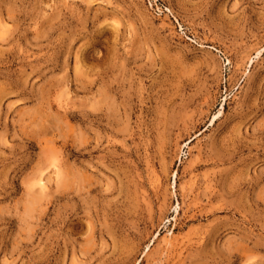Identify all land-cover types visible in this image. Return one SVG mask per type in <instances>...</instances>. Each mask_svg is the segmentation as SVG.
I'll use <instances>...</instances> for the list:
<instances>
[{
    "label": "rangeland",
    "instance_id": "1",
    "mask_svg": "<svg viewBox=\"0 0 264 264\" xmlns=\"http://www.w3.org/2000/svg\"><path fill=\"white\" fill-rule=\"evenodd\" d=\"M0 264H264V0H0Z\"/></svg>",
    "mask_w": 264,
    "mask_h": 264
},
{
    "label": "bare ground",
    "instance_id": "2",
    "mask_svg": "<svg viewBox=\"0 0 264 264\" xmlns=\"http://www.w3.org/2000/svg\"><path fill=\"white\" fill-rule=\"evenodd\" d=\"M48 141H49V140H48ZM48 141H47V142H48ZM49 142H50V141H49Z\"/></svg>",
    "mask_w": 264,
    "mask_h": 264
}]
</instances>
